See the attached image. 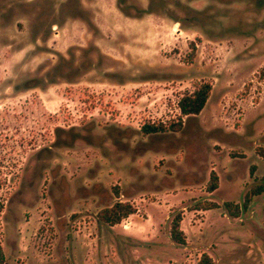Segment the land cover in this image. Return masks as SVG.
<instances>
[{
  "label": "rangeland",
  "instance_id": "374dc122",
  "mask_svg": "<svg viewBox=\"0 0 264 264\" xmlns=\"http://www.w3.org/2000/svg\"><path fill=\"white\" fill-rule=\"evenodd\" d=\"M261 148L264 0H0V264H264Z\"/></svg>",
  "mask_w": 264,
  "mask_h": 264
},
{
  "label": "trees",
  "instance_id": "16d2710c",
  "mask_svg": "<svg viewBox=\"0 0 264 264\" xmlns=\"http://www.w3.org/2000/svg\"><path fill=\"white\" fill-rule=\"evenodd\" d=\"M192 56L194 58L196 52V46L194 44L191 45ZM212 86L209 84H203L195 87V91L191 94L185 95L179 101V109L181 111L182 117L176 123L167 124H159V125H146L143 127L142 131L145 135L150 134H166V133H180L184 128V118L190 116H199L204 108L207 105L211 97ZM258 155L264 160V148H261L258 151ZM254 170V168H253ZM220 179L218 174L215 171L211 172L210 180L207 184V192L213 194L219 189ZM3 187V183L0 180V191ZM253 196L261 195L264 193V185L258 186L252 191ZM251 202V197H247L246 201L241 208L239 205L226 204L227 211L230 212L231 217L238 218L242 209H247ZM220 206L216 203H206L204 207H198L194 209L195 211H210L213 209H218ZM137 213V209L134 205L129 202H117L112 207L103 210L99 214V220L108 225L115 226L120 224L122 221L128 219L130 216H133ZM183 221V214H178L172 222L171 225V240L184 246L187 244L186 236L184 231L181 228V223ZM5 260V253L0 241V263ZM199 264H214L212 257L208 254H205Z\"/></svg>",
  "mask_w": 264,
  "mask_h": 264
}]
</instances>
